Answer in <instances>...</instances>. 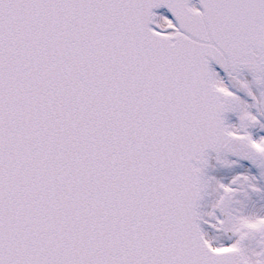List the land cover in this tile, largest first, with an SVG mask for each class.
Segmentation results:
<instances>
[{
  "label": "snow or ice",
  "instance_id": "obj_1",
  "mask_svg": "<svg viewBox=\"0 0 264 264\" xmlns=\"http://www.w3.org/2000/svg\"><path fill=\"white\" fill-rule=\"evenodd\" d=\"M0 264H264V0H0Z\"/></svg>",
  "mask_w": 264,
  "mask_h": 264
}]
</instances>
